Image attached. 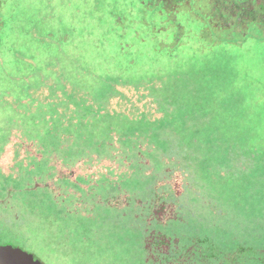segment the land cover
<instances>
[{
  "label": "rangeland",
  "instance_id": "rangeland-1",
  "mask_svg": "<svg viewBox=\"0 0 264 264\" xmlns=\"http://www.w3.org/2000/svg\"><path fill=\"white\" fill-rule=\"evenodd\" d=\"M11 246L44 264H264V27L0 0Z\"/></svg>",
  "mask_w": 264,
  "mask_h": 264
},
{
  "label": "trees",
  "instance_id": "trees-1",
  "mask_svg": "<svg viewBox=\"0 0 264 264\" xmlns=\"http://www.w3.org/2000/svg\"><path fill=\"white\" fill-rule=\"evenodd\" d=\"M171 18L183 15L189 22L204 20V25L220 32L246 35L253 25L264 27V0H153ZM199 23V22H198Z\"/></svg>",
  "mask_w": 264,
  "mask_h": 264
},
{
  "label": "water",
  "instance_id": "water-1",
  "mask_svg": "<svg viewBox=\"0 0 264 264\" xmlns=\"http://www.w3.org/2000/svg\"><path fill=\"white\" fill-rule=\"evenodd\" d=\"M0 264H44L36 255L19 247L0 248Z\"/></svg>",
  "mask_w": 264,
  "mask_h": 264
},
{
  "label": "flooded vegetation",
  "instance_id": "flooded-vegetation-1",
  "mask_svg": "<svg viewBox=\"0 0 264 264\" xmlns=\"http://www.w3.org/2000/svg\"><path fill=\"white\" fill-rule=\"evenodd\" d=\"M248 264V263H247Z\"/></svg>",
  "mask_w": 264,
  "mask_h": 264
}]
</instances>
